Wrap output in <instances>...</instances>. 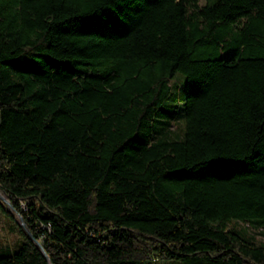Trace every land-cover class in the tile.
<instances>
[{
    "label": "trees",
    "instance_id": "trees-1",
    "mask_svg": "<svg viewBox=\"0 0 264 264\" xmlns=\"http://www.w3.org/2000/svg\"><path fill=\"white\" fill-rule=\"evenodd\" d=\"M0 188L51 264H264V0H0Z\"/></svg>",
    "mask_w": 264,
    "mask_h": 264
},
{
    "label": "rangeland",
    "instance_id": "rangeland-1",
    "mask_svg": "<svg viewBox=\"0 0 264 264\" xmlns=\"http://www.w3.org/2000/svg\"><path fill=\"white\" fill-rule=\"evenodd\" d=\"M205 2L206 0H199L200 5L204 4ZM14 219L16 221V218ZM15 221H12L7 216H5L2 212H0V250L13 249L16 246V244H19L18 242L20 241L21 238L16 228L17 222ZM249 231L251 233L253 232V230L250 228H249ZM255 236H256L257 241H264V236L260 234H256ZM156 264H175V263H172V262L159 263L158 262Z\"/></svg>",
    "mask_w": 264,
    "mask_h": 264
},
{
    "label": "water",
    "instance_id": "water-1",
    "mask_svg": "<svg viewBox=\"0 0 264 264\" xmlns=\"http://www.w3.org/2000/svg\"><path fill=\"white\" fill-rule=\"evenodd\" d=\"M0 202H2L5 207H6V210L13 214L16 218V222L17 224L29 235V237L34 241V243L36 244V246L40 249L44 259L46 260L47 264H51L50 263V260H49V257H48V254L45 250V248L41 245V243L36 240L31 232L29 231L26 223L24 222L22 216L20 215V213L13 207L12 203L10 202V200L8 199V197L3 193V191L1 190L0 188Z\"/></svg>",
    "mask_w": 264,
    "mask_h": 264
}]
</instances>
